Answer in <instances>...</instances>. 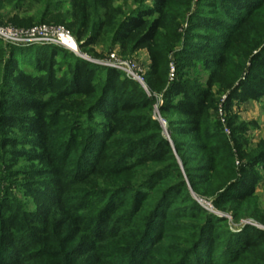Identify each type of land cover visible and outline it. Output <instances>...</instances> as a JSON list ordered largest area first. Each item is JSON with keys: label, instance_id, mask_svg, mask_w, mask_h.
<instances>
[{"label": "rangeland", "instance_id": "obj_1", "mask_svg": "<svg viewBox=\"0 0 264 264\" xmlns=\"http://www.w3.org/2000/svg\"><path fill=\"white\" fill-rule=\"evenodd\" d=\"M153 1L119 0L116 4L127 14L151 6ZM170 1L168 20L155 38L154 49L157 55L166 52L169 83L178 74L191 91L206 86L209 71L183 57L184 50L192 49L189 42L216 48L227 60L225 81L211 88V108L202 118V132L180 135L178 130L188 126L189 118L174 113L161 115L158 108L162 97L156 87L152 115L171 147L169 165L137 168L119 178L98 177L60 189L51 174H34L41 170L36 162L26 156L15 159L3 146L6 136L0 131V264H264V246L257 240L249 245L259 231H264V175L258 167L259 184L252 196L243 202L230 200L231 185L241 182L246 162L259 152L257 147L264 139V98L253 101L237 97L253 56L264 53V0H253L258 17L252 22L248 39L244 33L232 43L211 29L197 27L199 19L204 23L221 20L228 34L234 13L224 0ZM68 9V0H7L0 3V25L29 29L46 23L71 32L68 21H62ZM107 37L104 43L84 50L77 43L76 56L102 66L113 55L130 69L118 70L120 74L151 97L148 52H124ZM13 47L30 48L0 40L2 58ZM25 53L18 56L14 51L12 60L20 66L33 62L32 51ZM67 118L71 122L76 115ZM86 122L81 119L82 126ZM238 126L246 130L241 137L233 130ZM7 138L20 142L15 149L19 153L32 152L28 139L15 130ZM151 171L161 174L152 175ZM122 188L129 191L115 194ZM132 191L139 193L136 200L127 197ZM81 203L85 209L79 214L92 219L91 233L68 243L66 235H61L68 225L62 227L60 223L68 216L69 206ZM6 208L27 226V232L19 236L20 250L13 255L11 233L3 218ZM36 227L44 232H40L44 241L39 243L30 236ZM84 245L87 248L83 251L80 247Z\"/></svg>", "mask_w": 264, "mask_h": 264}, {"label": "trees", "instance_id": "obj_2", "mask_svg": "<svg viewBox=\"0 0 264 264\" xmlns=\"http://www.w3.org/2000/svg\"><path fill=\"white\" fill-rule=\"evenodd\" d=\"M118 1L68 0L69 9L62 21H68L71 34L82 50L104 43L107 36L124 52L146 50L152 62L147 81L151 97L120 71L81 60L54 45H31L28 50L13 47L5 58L0 52V131L6 136L3 146L10 149L15 159L26 156L36 162L41 170H35L34 174L38 177L51 174L57 178L54 183L60 189L98 177L119 178L137 168L150 170L159 165L166 168L172 161V150L152 115L154 89L158 87L162 97L160 114L174 113L189 118L188 126L178 131L180 135L190 136L202 132V118L211 108V88L226 79V58L216 48L189 42L187 45L192 49L184 50L183 57L201 63L209 71L206 86L191 91L178 74L169 83L166 52L157 55L154 49L155 38L167 23L171 1L154 0L151 6L127 14L116 4ZM224 3L234 13L227 26L230 27L228 34L221 20L204 23L199 19L197 27L211 29L230 43L241 39L244 33L247 34L244 39H248L252 22L258 17L257 5L253 0H224ZM41 24L46 23L37 25ZM14 51L18 56L32 51L33 62L20 66L16 59L12 60ZM238 93L237 97L244 100L264 98V53L253 56L250 71L238 87ZM69 114L76 115L71 122L67 121ZM81 119L87 120L83 126ZM13 130L28 139L31 153L15 150L20 142L7 138ZM233 130L239 137L246 131L242 126ZM257 148L259 152L242 170L241 182L230 187L231 201L243 202L252 196L259 184L257 167L264 175V139ZM123 191L129 190L122 188L115 194ZM138 196L139 193L132 191L127 197L136 200ZM84 209L82 203L69 206L68 216L60 223L62 227L68 225V230L61 234L66 235L68 243L79 235L86 237L91 233L92 219L79 214ZM3 218L11 233L10 254L13 255L20 250L19 236L27 232V226L11 209L6 208ZM34 229L30 232L31 240L36 237L33 240L36 243L44 241L42 228ZM255 240L264 246V231H259L249 245L253 246ZM84 246L80 247L83 251L87 248ZM230 259L234 263V258Z\"/></svg>", "mask_w": 264, "mask_h": 264}, {"label": "built area", "instance_id": "obj_3", "mask_svg": "<svg viewBox=\"0 0 264 264\" xmlns=\"http://www.w3.org/2000/svg\"><path fill=\"white\" fill-rule=\"evenodd\" d=\"M0 40L14 46L54 45L78 56V44L69 30L60 25L41 24L29 29L0 25ZM104 67L129 72L127 64L118 62L111 55L102 63Z\"/></svg>", "mask_w": 264, "mask_h": 264}]
</instances>
